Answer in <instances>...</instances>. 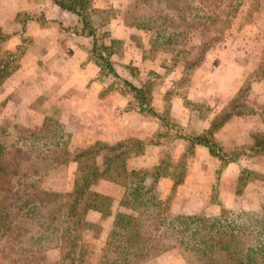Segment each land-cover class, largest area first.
Masks as SVG:
<instances>
[{"label":"rangeland","instance_id":"374dc122","mask_svg":"<svg viewBox=\"0 0 264 264\" xmlns=\"http://www.w3.org/2000/svg\"><path fill=\"white\" fill-rule=\"evenodd\" d=\"M189 1L199 9V0ZM92 9V17L97 18L94 23L97 41L110 46V60L118 75L112 77L99 71L95 79L102 86L100 95L115 97L108 102L110 122L114 123L126 112L144 118L139 124L129 123L132 132L126 134L124 123L116 120L117 129L106 122L103 133L118 139L107 145L128 142L131 148L139 141L129 150L126 168L139 175L147 174L146 186L151 185L154 175L165 173L150 191L160 201L162 214L211 216L222 208L257 211L264 205V179L260 178L264 171L248 170L246 166H250L252 158L264 156L253 155L246 148L252 144L253 134L264 133V0H242L236 9L217 13L222 23L207 31L204 40L209 46L205 49L201 47L198 31L189 30L183 22L189 10L174 13L168 9L166 0H92ZM194 12L197 13L196 9ZM26 17L20 15L17 19L24 22ZM7 37L0 34V62L9 61L11 74L28 43L22 37L21 44L8 52L3 49ZM123 79L144 91L145 106L159 119L140 112V102ZM2 90L0 86V93ZM119 97L124 100L123 107ZM41 100L32 104L34 111L18 108L17 103L7 110V100L1 98L0 128L10 139L18 136V128L37 130L42 124L49 133L60 129L65 133L68 164L49 169L40 182L42 189L63 195L72 191L77 177V164L71 161L72 157L78 151L106 143L86 144L89 137L86 126L67 111L57 108L38 111ZM225 109L231 110L233 116L213 134V140L227 156L245 151L233 161L238 170L231 175L223 171L225 165L221 166L204 147L191 146L184 140L204 132ZM113 111L117 116L111 115ZM37 121L42 123L38 126ZM103 155L101 151L96 158L98 167ZM242 169L260 176H250L238 186ZM103 183L111 186L100 187ZM90 189L109 197L110 207L105 214L96 212L100 215L97 219L85 216L87 226L78 232L80 251L76 254L80 252L82 264H97L114 215L128 212L119 205L124 192L120 184L98 180ZM13 234L14 230L0 241V264H27V259L12 252L18 247L9 239ZM63 254L62 249H48L38 264H60ZM146 264L185 262L179 249L174 248Z\"/></svg>","mask_w":264,"mask_h":264},{"label":"trees","instance_id":"16d2710c","mask_svg":"<svg viewBox=\"0 0 264 264\" xmlns=\"http://www.w3.org/2000/svg\"><path fill=\"white\" fill-rule=\"evenodd\" d=\"M50 1L77 18L72 30L91 39L89 53L99 71L117 77L110 60V46L99 43L95 35L97 18L92 17V0ZM166 1L174 13L189 10L183 22L189 30L198 31L203 49L209 46L204 40L209 28L222 23L217 13L234 10L242 3V0H199L198 9L189 0ZM8 65L9 61L0 62V85L10 75ZM122 82L140 102V112L159 119L145 106L144 91L124 79ZM232 116L231 110L225 109L204 132L184 140L191 146L204 147L221 166L231 163L245 151L225 155L213 140V134ZM18 132V136L10 139L0 128V241L14 230L9 239L18 247L12 252L27 259V264L34 261L38 264L48 249L64 250L60 264L84 262L78 256L80 252L76 254L80 251L78 232L87 226L85 216L89 211L105 214L110 207L109 197L90 189L98 180L123 187L119 205L128 212L114 215L97 264H146L174 248L179 249L185 264H264V205L257 211L222 208L211 216L162 214L160 201L150 191L165 173L154 175L151 185L146 186L147 174L139 175L126 168L129 150L139 141L131 148L128 142H118L78 151L71 159L77 164L72 191L63 195L48 192L40 186L43 176L54 166L67 165L70 160L66 135L61 129L49 133L45 124L37 130L18 128ZM246 150L264 156V133L253 134L252 144ZM101 151L104 155L98 167L96 158ZM250 176L260 175L242 169L238 186ZM260 178L264 179V175ZM37 253L41 256H35Z\"/></svg>","mask_w":264,"mask_h":264},{"label":"crops","instance_id":"0c3cea01","mask_svg":"<svg viewBox=\"0 0 264 264\" xmlns=\"http://www.w3.org/2000/svg\"><path fill=\"white\" fill-rule=\"evenodd\" d=\"M20 15L28 17L20 22L17 19ZM76 23L77 18L73 14L61 10L50 0H9L8 3L0 0V34L8 36L3 49L12 52L21 44L22 37L27 38L28 43L18 67L0 85L3 89L0 99L7 100V110L17 103L18 108L28 111H34L32 104L42 99L37 106L38 111L51 108L67 111L79 124L86 126L89 134L86 144L98 141L111 144L118 139L103 133L106 122L117 129L116 120L124 123L126 134L132 132L129 123L139 124L144 118L126 112L114 123L110 122L108 102L115 97L112 94L100 95L102 86L95 80L99 69L89 53L92 41L74 33L72 27ZM119 99L123 107L124 100ZM113 112L111 115L117 116ZM37 122L38 126L42 123ZM250 162V166H246L248 170L264 171L263 158L255 157ZM237 170L233 162L223 167L229 175L236 174ZM103 186L111 185H100ZM86 216L97 219L100 215L89 211Z\"/></svg>","mask_w":264,"mask_h":264}]
</instances>
